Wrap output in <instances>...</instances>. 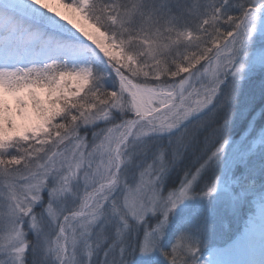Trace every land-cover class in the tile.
Masks as SVG:
<instances>
[{"label": "snow or ice", "instance_id": "snow-or-ice-1", "mask_svg": "<svg viewBox=\"0 0 264 264\" xmlns=\"http://www.w3.org/2000/svg\"><path fill=\"white\" fill-rule=\"evenodd\" d=\"M0 264H264V0H0Z\"/></svg>", "mask_w": 264, "mask_h": 264}]
</instances>
